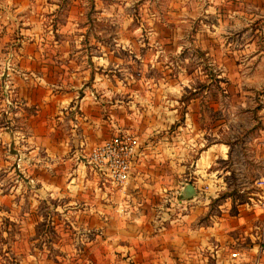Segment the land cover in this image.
<instances>
[{
	"label": "rangeland",
	"instance_id": "obj_1",
	"mask_svg": "<svg viewBox=\"0 0 264 264\" xmlns=\"http://www.w3.org/2000/svg\"><path fill=\"white\" fill-rule=\"evenodd\" d=\"M30 5L0 16V264L116 261L104 250L116 246L112 225L95 218L119 213L128 222L132 186L146 167L168 185L157 188L152 209L141 205L152 216L146 232L158 235L144 246L160 248L177 219L185 247L206 254L202 264H264V0ZM85 91L111 135L137 140L123 188L91 167L88 147L66 146L69 124L80 128ZM210 141L226 155L194 179L200 144ZM197 181L179 204L180 185Z\"/></svg>",
	"mask_w": 264,
	"mask_h": 264
},
{
	"label": "crops",
	"instance_id": "obj_2",
	"mask_svg": "<svg viewBox=\"0 0 264 264\" xmlns=\"http://www.w3.org/2000/svg\"><path fill=\"white\" fill-rule=\"evenodd\" d=\"M32 1H38V0H0V16L1 17H9L10 15H17L19 10H22L26 7H31ZM4 20V19H3ZM0 20V21H3ZM60 44V43H59ZM19 54L16 55V57L11 58L12 60L19 61ZM72 96L70 98L76 97V91L77 89L71 90ZM86 93L80 97L79 100V108L83 109V115L82 120H79V130L77 131L76 127H73L76 123H71L68 126V131L66 134V146L68 149H74V147L79 145H83L82 147L87 148V150L97 143H100L104 141L106 138H108L112 131V125L111 123L106 121V119H103L100 112H98V108L100 106V103L98 102V99H95L94 97H91L87 91ZM57 109V106H56ZM61 109V108H60ZM57 111V110H56ZM62 113L64 114L63 110ZM62 114V115H63ZM113 116V115H112ZM57 118H60L61 116H56ZM69 118V117H68ZM71 119V118H70ZM53 121L49 122L48 125L51 126ZM56 124V122H54ZM201 142L200 149L198 151V154L195 158V163L193 169V177L194 179L201 180L203 172H206L208 170V167L211 166L214 162V158L217 155H226L227 151H222L221 147H217L218 143L215 142H208L204 144ZM203 145V146H202ZM259 148V147H258ZM226 150V147L225 149ZM161 156L168 155V149L165 147H162L161 149ZM143 155V156H142ZM142 155L140 157L153 155L151 153H146L143 151ZM256 158L259 157V153L255 154ZM260 156L263 158L264 154L261 153ZM148 158V157H146ZM167 158V156L165 157ZM149 159V158H148ZM208 174V173H207ZM141 175H144V177H140V179H144V182L141 183L139 187V181H134V184L132 186V197H131V208L132 213L131 217L128 218V222H126L124 219H122V216L119 213H115L114 215L110 216V220L103 221L105 216H97V225L98 226H104L105 229L107 225H112V230L110 233L112 234L113 242L115 243L114 247H107L105 245L104 250H107V254L112 253L113 255H117L116 261L111 263H101V264H202L203 258L206 259V254L202 253L201 247L198 246V244L195 247L188 248L185 247V242L183 241L182 236V229L181 226L184 224L182 221L178 222L174 220L177 219H170L172 223V228L167 229L164 231L163 237L162 234L159 236L162 245H160V248H152L150 246H144L148 243V241L154 239V237H158L156 234L155 236H151L150 232H146V228L150 223V217H147V214H143V209L140 210L141 205L150 206L152 209L153 202V194L157 193V188L162 187L168 184H162L160 185L157 181V173L156 175L153 173V170L149 167H146L144 169V172H141ZM205 176V175H203ZM137 176H135L136 178ZM146 177V178H145ZM134 178V177H133ZM155 180V181H154ZM154 181V182H153ZM204 182L208 183L207 180H203ZM186 182H183L182 185H184ZM195 189L197 190L200 184L197 182H191ZM196 183V184H195ZM182 185H180L179 190L181 189ZM174 186V185H172ZM169 187V186H168ZM168 187H163L168 188ZM171 187V186H170ZM92 191H90L91 193ZM86 195L89 197H93L92 195ZM143 195V196H142ZM90 200V199H89ZM86 199V202L89 201ZM152 200V201H151ZM229 201H225V204H228ZM241 206H244V203L239 204ZM100 208V209H99ZM99 211L104 212V206H99ZM238 209L241 210L240 207ZM165 212V211H164ZM167 213V212H165ZM242 212H238V214H241ZM237 218V220L244 221V217L240 216ZM165 216V215H164ZM162 216V217H164ZM243 218L242 219H240ZM94 218V217H92ZM149 218V219H148ZM127 223L129 225V229L126 231L124 228V224ZM181 223V224H180ZM148 233V234H147ZM150 235V237H149ZM160 235V234H159ZM198 240H201L200 235L197 236ZM151 238V239H149ZM126 241L124 244H122V241ZM198 243V241H197ZM103 250V251H104ZM204 254V255H203ZM102 256H104V252H102ZM205 264V263H204Z\"/></svg>",
	"mask_w": 264,
	"mask_h": 264
},
{
	"label": "built area",
	"instance_id": "obj_3",
	"mask_svg": "<svg viewBox=\"0 0 264 264\" xmlns=\"http://www.w3.org/2000/svg\"><path fill=\"white\" fill-rule=\"evenodd\" d=\"M137 147V140L132 135L114 133L104 141L92 145L86 152V159L111 185L123 188L131 176ZM257 185L264 187V177L257 180ZM182 201L179 199L177 202L180 204Z\"/></svg>",
	"mask_w": 264,
	"mask_h": 264
},
{
	"label": "water",
	"instance_id": "obj_4",
	"mask_svg": "<svg viewBox=\"0 0 264 264\" xmlns=\"http://www.w3.org/2000/svg\"><path fill=\"white\" fill-rule=\"evenodd\" d=\"M196 189L191 182H186L180 190V199H187L194 196Z\"/></svg>",
	"mask_w": 264,
	"mask_h": 264
}]
</instances>
